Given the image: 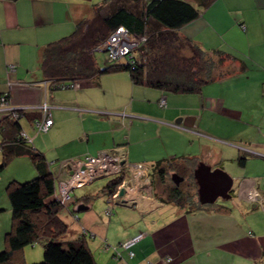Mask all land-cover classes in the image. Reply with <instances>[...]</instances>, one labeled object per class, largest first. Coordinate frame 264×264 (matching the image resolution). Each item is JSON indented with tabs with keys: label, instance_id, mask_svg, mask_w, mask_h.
I'll return each mask as SVG.
<instances>
[{
	"label": "crops",
	"instance_id": "crops-1",
	"mask_svg": "<svg viewBox=\"0 0 264 264\" xmlns=\"http://www.w3.org/2000/svg\"><path fill=\"white\" fill-rule=\"evenodd\" d=\"M101 1L0 0V95L8 92L13 107L25 108L22 130L54 177L68 173L59 168L62 160L115 148L149 170L150 191L131 192V201L110 200L109 181L70 193L76 210L86 208L65 240L84 234L97 264H264V0H189L199 14L179 32L236 56V66L246 64L198 93L136 85L127 71L51 90L40 69L44 46L69 35ZM45 102L53 122L37 132L32 119L44 115ZM172 158L190 159L191 173L199 162L223 169L233 179L231 197L195 211L161 201L152 187L155 165ZM7 164L13 175L5 174ZM23 174L36 175L25 155L0 167V181L4 175L21 181ZM140 233L128 249L120 246ZM21 255L25 263L42 258L28 246Z\"/></svg>",
	"mask_w": 264,
	"mask_h": 264
},
{
	"label": "trees",
	"instance_id": "trees-1",
	"mask_svg": "<svg viewBox=\"0 0 264 264\" xmlns=\"http://www.w3.org/2000/svg\"><path fill=\"white\" fill-rule=\"evenodd\" d=\"M198 14V8L189 0H103L94 5L91 16L76 23L69 35L44 46L40 69L46 86L51 90L62 89L96 81L106 73L127 71L136 85L190 94L200 92L209 82L243 71L245 63L233 64L236 56L218 49H204L179 32L182 25ZM119 27L125 28L131 37L145 40L139 42L131 57L119 63L108 62L106 52L99 51L98 46ZM96 52L105 53V66L96 62ZM5 100H10L8 93ZM19 114L17 118L10 114L0 116V167L16 156L25 155L32 161L36 175L25 181L12 179L5 186L11 218L0 250V264H97L84 234L73 240L64 239L68 227L59 215L64 205L57 199L56 179L41 153L31 147L30 138L22 136L25 132L20 118L25 113L22 110ZM40 119L35 117L32 123ZM189 161L172 158L157 162L152 183L163 186L161 201L195 211L205 205L197 199ZM170 171L177 172L184 182L168 185L166 178ZM187 176L189 180L185 181ZM121 179L122 175L115 176L105 189L112 193ZM35 241L41 243L42 258L25 263L21 252Z\"/></svg>",
	"mask_w": 264,
	"mask_h": 264
},
{
	"label": "built area",
	"instance_id": "built-area-1",
	"mask_svg": "<svg viewBox=\"0 0 264 264\" xmlns=\"http://www.w3.org/2000/svg\"><path fill=\"white\" fill-rule=\"evenodd\" d=\"M144 40L145 38L142 37H131L125 28L119 27L98 46V50L106 52V59L108 62L119 63L124 60L125 57H131V52L136 49L139 42ZM44 83L46 84V81ZM75 85H77V83ZM7 93L8 92H4L0 95V116L10 114L14 118H17L20 115L19 111L25 108L13 107L10 100H5V95H7ZM159 103L160 105H164V97L159 99ZM49 107L47 103L39 107L44 115L40 120L34 122L37 132H45L52 125L53 121L48 114ZM21 134L26 137L25 133L22 132ZM59 164L69 169V178L67 180H56L57 199L64 206L67 203V199L70 197L69 190L72 187H81L100 176H123V174H125V178L121 179L120 184L110 195L112 201H131L133 197H131L130 192L134 193L142 189V192L148 193L151 189V180L147 166L143 163L127 162L122 148H115L109 152L103 151L97 155L86 154L82 158L62 160ZM121 187H123L124 193L119 196L118 190ZM251 198L257 200V194L254 193ZM141 237L142 234L140 233L122 242L120 246L123 249H128ZM105 248H107V246ZM129 254L131 255L132 252H129Z\"/></svg>",
	"mask_w": 264,
	"mask_h": 264
},
{
	"label": "rangeland",
	"instance_id": "rangeland-1",
	"mask_svg": "<svg viewBox=\"0 0 264 264\" xmlns=\"http://www.w3.org/2000/svg\"><path fill=\"white\" fill-rule=\"evenodd\" d=\"M91 16V15H90ZM95 58H96V62L98 63L99 66H105L107 64L106 60H105V53L103 52H96L95 53ZM76 84V83H75ZM73 84L72 86H77ZM64 89V88H63ZM46 103V102H45ZM44 104V103H42ZM41 104V105H42ZM40 105V106H41ZM49 106V105H48ZM41 110V109H40ZM11 163V162H10ZM60 163V162H59ZM13 164H7L3 169H6V173L5 174H8V175H13L15 173L14 169H13ZM59 168L60 169H66L68 172H69V169L67 167H64V166H61L59 164ZM148 169V167H147ZM172 172H175V171H170L168 173V177L166 178V183H168V185H173V181L171 180V174ZM148 173H149V170H148ZM177 173V172H175ZM69 174L67 173L65 176L63 177H60V176H55L54 178L55 179H63V180H67L69 178L68 176ZM150 175V174H149ZM29 175H21L22 178H25L21 181H24V180H29L31 179L32 177H28ZM34 177V176H33ZM153 177V176H152ZM115 178L114 175L112 176H100V177H97L95 178V180L92 182L93 185H88L87 183V186H90L91 188L93 186H97V184H106L108 181H110L111 179ZM125 178V174H123L122 176V179ZM11 179H14V178H10L8 177L7 175H4L2 177V181H0V207L2 208V210L0 211V241H2V246L0 247V250L3 249V240H4V235L6 233V231L9 230L10 228V218H11V212H10V207H9V203H8V198H7V193H6V190H5V186L7 185V183L11 180ZM154 179V178H153ZM189 180V177L187 176L185 181H188ZM181 182H184V181H180ZM90 183V182H89ZM101 184V186H102ZM85 185V184H84ZM83 186V185H82ZM81 186V187H82ZM235 186V184H234ZM152 187L156 189V192L160 195H163L164 194L162 193V187L163 186H160V184L157 183V185L155 186L154 183H152ZM167 187V186H166ZM168 188V187H167ZM84 188H80V187H72L69 192L71 194H75L76 196L77 195H80V193L82 192ZM142 189H140L139 191H136V194H142ZM110 195L112 193H109ZM109 195V196H110ZM234 197V196H233ZM73 199V198H72ZM97 200V199H95ZM111 200V198H110ZM70 201V202H68ZM122 201V200H121ZM124 202V201H122ZM222 202H225V200L223 198H218L216 199V201L214 203H211V204H205V206L207 207H211L213 205H215L216 203H222ZM97 202H95L96 204ZM76 205H75V202L73 200H71V196L69 197V199H67V203L65 204V206L63 207V209L60 211L59 215L61 217V219L67 224V232L63 235L64 239H68L70 238L71 236H74V234L78 231V219H77V216L80 217V215L84 212V210L80 211V210H76ZM7 218V220H5ZM5 220V222H4ZM7 222V223H6ZM28 247H30V249H38V251H41L42 253V246H41V243L39 241H35L33 244L31 245H27ZM41 260V259H40ZM35 262H38V261H35Z\"/></svg>",
	"mask_w": 264,
	"mask_h": 264
},
{
	"label": "water",
	"instance_id": "water-1",
	"mask_svg": "<svg viewBox=\"0 0 264 264\" xmlns=\"http://www.w3.org/2000/svg\"><path fill=\"white\" fill-rule=\"evenodd\" d=\"M192 176L195 180L197 189L196 196L200 204H211L218 198L228 199L231 197V189L233 179L221 168H211L203 162H199L193 170ZM171 180L178 184L183 180V177L178 176L176 173L171 174ZM124 193L123 187L119 188L118 195ZM86 207L80 205L78 210Z\"/></svg>",
	"mask_w": 264,
	"mask_h": 264
},
{
	"label": "bare ground",
	"instance_id": "bare-ground-1",
	"mask_svg": "<svg viewBox=\"0 0 264 264\" xmlns=\"http://www.w3.org/2000/svg\"><path fill=\"white\" fill-rule=\"evenodd\" d=\"M131 193V192H130ZM132 197V196H131Z\"/></svg>",
	"mask_w": 264,
	"mask_h": 264
}]
</instances>
